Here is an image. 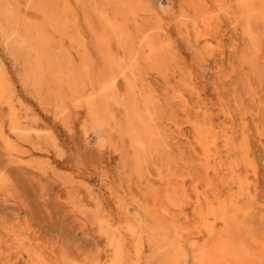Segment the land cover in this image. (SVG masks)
Segmentation results:
<instances>
[{"label":"rangeland","instance_id":"obj_1","mask_svg":"<svg viewBox=\"0 0 264 264\" xmlns=\"http://www.w3.org/2000/svg\"><path fill=\"white\" fill-rule=\"evenodd\" d=\"M82 1L86 4L89 0ZM136 1L145 9L144 12H142L143 28L146 29L150 26H159L163 28L161 31L162 33H159L158 37L169 43V51L173 57L172 63L170 62L171 64H169L168 71H165L163 74H158L159 78H155L157 74L154 71L145 66L142 68L144 89H148L157 96V104L162 107L159 113L158 124L160 129L163 128L161 131L163 137L165 136L164 143L166 144L168 142V145L166 144L167 146H164L163 149L159 147L160 149L155 150L151 155L149 154L146 161L143 162L138 169L134 166L133 160L130 162L133 153H131L132 150L129 147V141H127L128 137L122 133L121 127L118 128L120 130L116 131V124L118 122H116V124L112 123L113 125L109 124L105 126L102 130L103 133L101 132L98 135L90 126L88 109L85 105L76 104L71 100L69 101V98L66 97L58 104L52 94L47 92V88H44V90L40 88L38 91H35L23 81L24 61L20 56L15 54L14 49H11V47L9 49L7 48L8 44H11L14 38L12 39V36H8L9 39L7 40L5 33L0 30V74L9 75L7 77L11 84V88L13 86L11 90L14 89L11 94L14 108H16L15 110L19 113L23 126L32 127L34 129L30 130V133L24 131L26 133L23 134L22 132V136L21 134L11 136L18 147L22 148L20 156L23 157H19L23 161L26 160L25 162L29 163L30 161L29 165L17 162L15 158H13L14 156L11 158V156L6 153L4 144L0 142V164H2L0 165V175H3L6 179L4 188L0 190V264H40L39 260L41 259H43L46 264H104L105 249L107 248L105 235L115 232L114 226H120V229L125 231L126 226H124V218L126 215L134 221L145 217V210L152 206L153 198L159 202V205L160 203L161 205H166L168 196L170 194L173 195L175 199L177 198V202L181 204V208H186L183 212H186L190 218L191 211L189 205L191 201L195 199L196 194L200 193V196H202V190L206 188L208 182L215 181V184H220L222 174H212L210 169V166L214 164L215 161H220V159L221 161L223 159L222 163L224 166L228 160H238L237 172L240 173V176L242 175L241 177L246 176V181L249 182L251 190L254 187L256 188L258 195L257 204H253L251 215L247 218V221L256 227L261 225L260 221L257 219L261 213V206L264 204V72L260 70L257 71V73L250 65L243 61L244 53H247L250 49L249 45H247L248 43L241 36V27L239 26L237 29H232L227 18L222 14V6L219 5V3H225L226 1L232 5V1ZM179 1H181V3ZM189 1H193L196 5H199L200 2L203 1L208 7L212 6L209 10L210 13L215 16L212 30L213 40H211V44L214 45L212 48V55L208 54V50L202 47L201 43L199 46V43L195 42L194 37L197 33L195 29H191L190 26L184 29L181 26L176 27L173 24L174 17L181 12H186L190 14V17L192 16V7L190 4H187ZM207 1H209V3H207ZM71 2H73V7L80 8V2H75L74 0H71ZM227 2L226 4H228ZM161 7L163 9H161ZM216 9H218V12H215ZM211 11H213V13ZM166 16H168L167 18L169 20L167 18L165 19ZM222 23L224 24L222 25ZM227 29L229 30L226 31ZM190 32L192 36L189 34ZM181 34L183 38L180 36ZM186 37L188 38L186 39ZM233 37H237V41L236 39L234 40ZM215 40H218V42ZM233 44L235 45L234 48L231 46ZM202 49L207 51L204 52L205 50ZM218 50L225 51L223 52L222 58H214ZM224 55L226 57H224ZM220 61L222 62L220 63ZM16 66L17 68H14ZM172 69L174 70L173 74L171 72ZM191 71L194 72V74ZM147 72H149V74ZM191 74L193 78H191ZM199 75H201V77ZM122 87L123 86H120V88ZM39 91L40 94L38 93ZM191 94L193 96L189 98L188 95L191 96ZM175 97L177 98L175 99ZM185 102H188L189 105L188 103L186 105ZM56 105L64 107L62 113H57L58 109ZM183 106H186V109ZM194 107H197V109ZM215 107L218 108V110H220L219 108H222V111L226 110L227 113H229V118H226L222 111L218 112ZM204 108H206L205 110L208 112L203 110ZM7 109L6 106L0 105V119L4 118L5 123L7 114L9 113ZM21 109L23 110L21 111ZM215 109L218 112L216 114L214 113L216 112ZM199 110L202 111V114L201 112L197 113ZM116 111V116L120 119L119 121L122 122L123 112L121 110ZM182 112L185 113L183 114ZM245 115L248 117H245ZM84 116L86 119H83L85 118ZM218 118L220 119L218 120ZM187 119H192V122ZM193 119L195 120L193 121ZM209 119L215 125H223L224 123L222 122L226 121L225 124L230 126L229 130L233 134L234 144L236 146L240 144L245 145L247 148L246 154L242 153L240 150H234L226 154L222 146V141L218 138L217 145L219 147L216 145V148L217 150L219 148V150L216 154H211L209 158H205L202 154L203 152L200 145L196 141V131L191 123L194 124L196 121L203 123L205 120ZM82 120L83 122L80 123ZM38 121L39 123H37ZM69 122L71 124H69ZM119 124H123V122ZM231 126L233 127L231 128ZM44 129H46V133H43ZM36 131L38 132L36 133ZM192 131L194 132L193 134ZM113 132L115 135H112L114 134ZM27 133L32 136L27 135ZM121 135L122 137H118ZM89 139L90 141H88ZM167 139L169 140L167 141ZM191 141H193L194 144L193 142L191 143ZM62 142L66 146H64ZM122 142H125L124 145ZM111 145H113L112 147L114 149ZM195 146L198 147L196 150L199 149L201 153H199L200 151L194 150ZM46 153H48V156ZM50 155L51 157H49ZM37 156L38 158H35ZM219 156L222 158L219 159ZM52 158L54 159L52 160ZM13 160L15 161L13 162ZM31 160H34L32 161L33 163ZM20 164L23 165V167L21 166L22 168L17 166ZM31 164H35L36 166L34 165L31 167ZM47 165L48 167H46ZM130 165H133V168ZM27 167L30 170H28ZM25 168L28 171H26ZM243 169L245 170L243 171ZM159 170H164V172L168 174V179L164 180L165 182L157 178ZM34 171L36 172L34 173ZM254 172L255 176L252 174ZM141 173L142 175H140ZM224 174L228 176L226 171H224ZM197 184L199 186H197ZM182 193H186V195ZM104 194L108 197H106V195L104 196ZM182 202L185 203L183 204ZM172 211L177 217L178 223H181H179L181 226L192 225V218L187 221L183 220L182 211H179V209ZM97 212H100V214H103V216L112 222L111 227L98 223ZM169 222L170 221H168V223ZM151 255V249L147 248L144 254V260H149L147 261L148 264H152V261H154ZM147 263L145 262V264Z\"/></svg>","mask_w":264,"mask_h":264},{"label":"bare ground","instance_id":"obj_2","mask_svg":"<svg viewBox=\"0 0 264 264\" xmlns=\"http://www.w3.org/2000/svg\"><path fill=\"white\" fill-rule=\"evenodd\" d=\"M74 1L80 2V8L73 7V2H71V0H0V30L5 33L7 40L9 39L8 36H12V39L14 38L13 42L11 41V44H8L7 48L9 49L11 47V49H14L15 54L20 56L24 61L23 81L27 85L31 86L32 89L35 91H38V89L40 88H42L43 90L44 88H47V92L52 94L58 104H60L59 102H61L63 98L66 97L69 98V101L71 100L76 104H82V106L85 105L88 109V115L90 118L89 120L91 123L90 126L92 130L98 135L102 132L105 126L112 123L116 124V122H118L116 124V131L120 130L118 128L121 127L122 133L128 137L127 141H129V147L132 150L131 153H133V159L131 158L130 162L131 160H133L134 166L136 167V169H138L143 164V162L146 161L149 154L151 155L152 152L157 149H160L159 147H162L163 149L164 146L168 145V142L166 143L167 145L164 143L165 136L163 137L161 131L163 128L160 129L158 124L159 113L162 107L158 106L157 104V96H155L147 88L146 89L148 91L144 89L142 68L145 66L146 68L154 71L157 74L155 78L158 77V74H163L165 71H168L169 64L172 63L171 61L173 58L169 51L170 45L168 42H165L158 37L159 33H162L161 31L163 28L159 26H150L146 29L143 28L142 12H144L145 9L136 0H89L86 4L83 3L82 0ZM231 1L233 7L227 1L226 2L229 5L226 4V2H221L219 3V5L222 6V14H224L227 18L230 27L232 29H237L240 26L242 34L241 36L248 43L247 45H249L250 49L247 53L242 50L246 53H244V55L242 54L243 61L246 64L250 65V67H252L253 70H255L256 72L260 70L264 72V0ZM179 2L181 3V1ZM207 3H209V1H207ZM187 4H190L193 10L192 12L194 14L192 13V16L190 17V14L180 11L181 13H177L178 15L174 17L173 24L176 27L181 26L184 29H187L189 26L191 29H195L197 31L194 37L195 42L199 43V46L201 43L202 47L208 50V54L212 55V48L214 47V45L211 44V40H213L212 30L213 23L215 20V16L212 15L209 11L212 6L208 7L203 1H201L199 5L194 4L193 1H189V3ZM161 9L163 8L161 7ZM217 10L218 9H216L215 12H218ZM211 12L213 13V11ZM167 17L168 16H166L165 19ZM223 24L224 23H222V25ZM228 30L229 29H227L226 31ZM189 34L191 35V32ZM180 36L182 37V34ZM237 37L240 38L239 36ZM187 38L188 37H186V39ZM236 38H234V40ZM216 42H218V40ZM234 44L231 45L232 48L235 47ZM207 50H205L204 52H206ZM223 52L225 51L218 50V52L215 53L216 57L214 58H222L224 54ZM224 57L226 56L224 55ZM221 62L222 61H220V63ZM14 68H17V66ZM171 72L173 74L174 70L172 69ZM147 73L149 74V72ZM192 73L194 74V72ZM7 76L5 74H0V105L6 106L8 108L7 111L9 110V113L7 114L6 118L7 125L5 123L4 118L0 119V142L4 144L6 153L10 155L11 158L14 156L13 158H15L17 162L29 165L30 161L28 163L25 162L26 160L23 161L21 159L23 157L20 156L22 153V148L18 147L17 143L11 136L19 135L22 132L23 134H25L26 132L24 131H28L30 133V130H32L33 128L23 126L21 122V117L19 113L15 110L16 108H14V102L11 95L14 89L11 90L13 86L11 88V84ZM199 76L201 77V75ZM191 78H193V76ZM120 86L123 87L120 88ZM38 93L40 94V91ZM188 96L189 98H191L193 95L191 94V96ZM177 97H175V99ZM194 97L197 98L196 96ZM56 107L58 109L57 113L63 112L64 107H61L59 105H56ZM183 107H185L186 109V106ZM197 107L194 108L197 109ZM69 108L72 109L71 107ZM23 109H21V111ZM205 109L206 108H204L203 110ZM216 109L218 110V108ZM219 109L220 110H218V112L223 110L222 108ZM116 110H121L123 112V124H119L122 122H120V119H118V117L116 116ZM217 110L216 112H213L216 114L218 113ZM224 111H222L224 116L226 118H229V113H227L226 110ZM198 112H201L202 114V111L199 110L197 111V113ZM246 116L247 115H245V117ZM83 119H86V117ZM219 119L220 118H218V120ZM187 120H190L192 122V119ZM194 120L195 119H193V121ZM70 122L69 124H71ZM82 122L83 120L80 123ZM196 122L194 124H191L196 131V141L200 145L203 152L202 154L205 156V158H209L211 154H216V152L219 150V148L218 150L216 148V145L218 144L217 141L219 140L218 138L221 139L222 146L225 149L226 154L231 153L234 150H240L242 151V153L246 154L247 148L245 147V145L240 144L239 146H236L234 144L233 134L229 130L230 126L225 124L226 121L222 122L224 123L223 125H215L210 121V119L205 120L203 123ZM37 123H39V121ZM232 127L233 126H231V128ZM38 131H36V133ZM45 131L46 129H44L43 133H46ZM29 133H27V135H30ZM193 133L194 132L192 131V134ZM112 135H115V133ZM118 137H122V135ZM168 140L169 139H167V141ZM88 141H90V139ZM192 142L193 141H191V143ZM112 146L113 145H111V147ZM197 148L198 147L195 146L194 150L200 151L199 149L196 150ZM199 153H201V151ZM46 154L48 156V153ZM49 157H51V155ZM35 158H38V156ZM54 158H52V160ZM220 158L222 157L219 156V159ZM15 160H13V162ZM32 161L34 160H31V162ZM222 161L221 159L218 162L215 161L214 164L210 166L212 174H222L221 181L219 180L220 184H215V181L208 182L206 184V188L202 190V196H200V193H197L195 199L191 201L189 205L191 211L190 218H192L191 226H181V223H178L177 217L175 216L172 210L179 209V211L183 212L186 208H181V204L177 202V198L175 199L173 195L170 194L168 196L166 200V205H161V203L159 205V202L156 201L155 198H153L152 206H150L149 209L145 210V217L141 219L139 218L134 221L126 215V217L124 218V226H126L125 231L121 230L120 226H114L113 228L115 232H111L110 234L105 235V242L107 248L104 247L106 248V254L104 253L105 262L103 263L145 264V262L147 263V261L149 260H144V254L146 252V249L150 248L152 253L151 256L155 261L152 262L155 264H264V204H262L261 206V213L259 214L257 219L258 221H260L261 225H258L257 227L251 225L250 222L247 221V218L251 215V208H253V204H257L258 195L256 192V188L254 187L251 190L249 187V182L246 181V176L241 177L242 175L240 176V173L237 172L238 160H228L225 166ZM34 165H32L31 167H33ZM17 166L23 167L22 164ZM130 166H132L133 168V165ZM46 167H48V165ZM28 170L30 169L28 168ZM28 170L26 169V171ZM244 170L245 169H243V171ZM224 171L228 173V176L226 175L227 177L225 176ZM35 172L36 171H34V173ZM252 174L253 176H255V172ZM140 175H142V173ZM167 175L168 174H166L164 170H159L157 173V178L160 181H164L168 179ZM5 184V177L3 175H0V190L4 188ZM197 186L199 185L197 184ZM182 194L186 195V193ZM105 195L106 194H104V196ZM106 197L108 196L106 195ZM97 213L98 223L111 227L112 222L108 218L103 216V214H100V212ZM182 215L183 220L187 221L190 219L186 212H183ZM168 221L170 222L168 223ZM39 262L40 264H46L43 259L39 260Z\"/></svg>","mask_w":264,"mask_h":264}]
</instances>
